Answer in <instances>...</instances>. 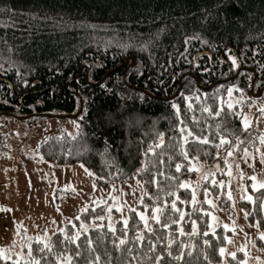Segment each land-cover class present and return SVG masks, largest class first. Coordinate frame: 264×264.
Returning <instances> with one entry per match:
<instances>
[{
  "label": "trees",
  "instance_id": "1",
  "mask_svg": "<svg viewBox=\"0 0 264 264\" xmlns=\"http://www.w3.org/2000/svg\"><path fill=\"white\" fill-rule=\"evenodd\" d=\"M255 99L264 0H0V117L82 114L79 134L43 140L42 157L144 191L127 223L91 202L47 247L33 242L30 261L0 264H223L231 230H210L207 197L232 205L220 184L254 138L243 119ZM249 188L238 204L264 228V187Z\"/></svg>",
  "mask_w": 264,
  "mask_h": 264
},
{
  "label": "rangeland",
  "instance_id": "2",
  "mask_svg": "<svg viewBox=\"0 0 264 264\" xmlns=\"http://www.w3.org/2000/svg\"><path fill=\"white\" fill-rule=\"evenodd\" d=\"M255 95L259 97L260 93ZM234 97V100L239 98ZM255 102L243 122L257 139H249L247 147L245 143L235 148L239 154L231 157L228 176L220 184L232 205L224 210L217 197H207L211 205L210 230L217 226L231 230L224 247L223 264L232 256L229 253L238 251L244 252L242 264H264V247L257 243L258 238L264 241L261 235L264 228L252 223L238 204L241 199H252L250 186L255 190L264 187V100L260 103L255 99ZM81 115L54 112L30 118L0 117V249L3 258L30 261L29 246L32 248L33 242L48 244L54 232L63 230L91 202L110 201L115 210L109 217L111 226L117 221L127 223L129 211L141 202L144 191L140 182L97 186L94 174L83 164H55L42 157L38 147L43 140L56 135L74 137L79 134ZM140 216L147 224L148 216ZM158 216L157 209L154 218ZM68 261L66 258L61 264Z\"/></svg>",
  "mask_w": 264,
  "mask_h": 264
},
{
  "label": "snow or ice",
  "instance_id": "3",
  "mask_svg": "<svg viewBox=\"0 0 264 264\" xmlns=\"http://www.w3.org/2000/svg\"><path fill=\"white\" fill-rule=\"evenodd\" d=\"M233 59V63H235V58L233 57L232 58ZM230 107H231V105H229ZM174 107H175V105H174ZM262 139H264V138H262ZM179 167H180V165H177V169H179ZM182 186H186V185H182ZM249 199H251V197H249ZM173 207H175V204H173ZM167 225H165V227H166ZM262 235V238H264V234H261ZM205 243H207V241H205ZM45 247H47V245H45ZM224 248H221L220 249V253H221V255H223L224 254ZM3 254V250L2 249H0V255H2ZM29 255H31V247L29 246ZM229 255H232V256H234L235 255V253H229ZM5 259H10V257H4ZM17 264H18V262H17ZM32 264H39V262L38 261H33L32 262Z\"/></svg>",
  "mask_w": 264,
  "mask_h": 264
},
{
  "label": "water",
  "instance_id": "4",
  "mask_svg": "<svg viewBox=\"0 0 264 264\" xmlns=\"http://www.w3.org/2000/svg\"><path fill=\"white\" fill-rule=\"evenodd\" d=\"M132 63H133V64L135 63V59H132Z\"/></svg>",
  "mask_w": 264,
  "mask_h": 264
}]
</instances>
